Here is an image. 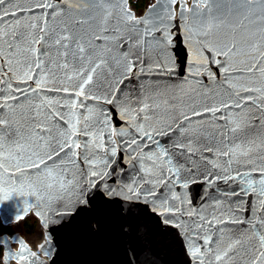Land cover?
Instances as JSON below:
<instances>
[{
  "label": "snow or ice",
  "instance_id": "obj_1",
  "mask_svg": "<svg viewBox=\"0 0 264 264\" xmlns=\"http://www.w3.org/2000/svg\"><path fill=\"white\" fill-rule=\"evenodd\" d=\"M175 3L158 0L137 19L122 0H39L28 9L0 0V18L12 8L42 13L0 30V185H15L0 200L27 192L70 208L52 211L59 229L113 231L131 253L126 264H159L161 251L175 253L172 264H264V222L242 231L235 218L256 183L238 169L264 163V0H181L187 79L179 84L167 82ZM211 65L225 74L219 94L198 79L216 80ZM133 77L148 82L125 94ZM194 175L225 189L198 210L182 191ZM259 185L264 192V178ZM3 259L38 260L22 240Z\"/></svg>",
  "mask_w": 264,
  "mask_h": 264
},
{
  "label": "water",
  "instance_id": "obj_2",
  "mask_svg": "<svg viewBox=\"0 0 264 264\" xmlns=\"http://www.w3.org/2000/svg\"><path fill=\"white\" fill-rule=\"evenodd\" d=\"M178 1L179 0H176V3ZM11 2L18 4L21 8L28 9L32 8L34 2H39V0H11ZM49 2L55 3V0H49ZM157 2L155 4H157ZM122 3L127 11H129L128 5L130 4V0H122ZM176 3L172 6L173 13ZM148 9L149 8L145 10L144 16L142 18L148 15ZM9 11L16 14L9 15L6 19L0 18V30L7 31L8 29L4 27L5 25H8L10 28H16L17 22H20V26H23L29 22L30 18L37 16L42 17V13L39 9H36L31 13L25 11L23 15L18 13L15 8L9 9ZM130 13L133 15L132 12ZM190 19L191 18L189 17V20ZM179 23L180 21L177 24ZM173 27L174 18L173 23L169 25L171 32ZM177 32H179L180 35H177V41H172V46L168 50L172 63H169L167 66L174 69L173 79H170L167 82H175L179 84L187 79V64L185 62V52L187 46L185 44L182 24L179 28H177ZM153 59H155L154 54ZM210 70L211 73L216 77L215 81H209L206 76H200L198 79L200 84L204 86L205 92H208L209 88H212L216 90L217 94H219L223 91L221 82L223 81L225 74L220 72L215 65H211ZM138 82L147 83L148 80L147 78H144L141 81H137L136 77L131 78V80H125L124 93L126 94L129 91L128 86L134 85ZM193 84H195V82H193ZM255 86L258 85H245V87ZM43 95L44 93H41V96ZM210 106L219 107V104H213ZM197 110L199 111L200 109ZM234 111L235 109H229V112ZM217 115L223 116L225 113L222 110ZM204 119H208V117H204ZM125 138L127 139V137ZM160 139L163 143H167V141L163 138ZM259 155L264 156V152L259 153ZM253 159L256 160L255 157H253ZM256 164L258 166L257 171L259 168H264V163H260L258 160H256ZM119 167H126L122 160L119 164ZM238 170L240 172L250 173L249 179L256 182L254 184L255 194L244 196L238 201L241 206V211L235 215V218L245 221V223L237 225V227L243 231L249 229L250 224L255 223L257 220L264 222V192H262L259 185V181L264 177L258 175L257 171L246 167L240 168ZM228 174L233 175L234 173L230 172ZM6 178L7 177H5V179ZM124 179L125 181L127 180V174L125 175ZM5 187H12L14 189L15 185H0V197L5 194L3 191ZM216 187H219L221 190H225L222 182L217 181L215 182L214 187L210 188L205 180V177L194 175L191 177L189 186L186 189H182V191L185 193L188 201H190L191 207L198 210L202 204L208 203V201L205 199L206 196L215 195ZM8 195V201L0 200V216L5 223L15 220L17 214H19L21 217H24L29 211L32 210L39 218L41 224L46 228L48 239L49 237L51 238V243L48 244V249L50 248V251L47 250L46 252L50 258V261L44 264H126V261L131 258L130 252L127 256L125 255V245L121 242L119 236L113 231H107L98 235H89L75 229H59L56 222L58 218L52 215V211H71L70 208H65L63 206L57 207L54 201L51 203L47 200L37 201L35 197L31 196L27 192L21 194L18 191H12L9 192ZM253 208L261 209V211L256 216H253ZM176 259L177 257L175 253H166L164 251H161L160 256L158 257L159 264H172V261ZM133 264H136V262L133 261Z\"/></svg>",
  "mask_w": 264,
  "mask_h": 264
},
{
  "label": "rangeland",
  "instance_id": "obj_3",
  "mask_svg": "<svg viewBox=\"0 0 264 264\" xmlns=\"http://www.w3.org/2000/svg\"><path fill=\"white\" fill-rule=\"evenodd\" d=\"M158 0H149L145 8L139 10L134 8L131 4L128 5V10L133 13V16L137 19H141L144 16L145 10L149 6L154 5ZM187 6H191L193 0H183ZM179 0L174 8V27L172 28V33L174 34L173 41H177V23L179 22V12H180ZM189 19V18H188ZM114 139H116L114 135ZM0 264H25V262L17 260H8L7 262L3 259V254L6 249H11L13 252L19 251L20 241L22 240L27 246L28 252L36 253L38 258L37 263L48 261V254L46 253L48 249L47 230L41 224L37 215L31 210L20 220H13L9 222H4L0 216ZM45 245L46 250L41 251L40 246Z\"/></svg>",
  "mask_w": 264,
  "mask_h": 264
},
{
  "label": "trees",
  "instance_id": "obj_4",
  "mask_svg": "<svg viewBox=\"0 0 264 264\" xmlns=\"http://www.w3.org/2000/svg\"><path fill=\"white\" fill-rule=\"evenodd\" d=\"M149 0H130V4L136 9H143L147 6ZM1 227V225H0Z\"/></svg>",
  "mask_w": 264,
  "mask_h": 264
},
{
  "label": "bare ground",
  "instance_id": "obj_5",
  "mask_svg": "<svg viewBox=\"0 0 264 264\" xmlns=\"http://www.w3.org/2000/svg\"><path fill=\"white\" fill-rule=\"evenodd\" d=\"M47 251V250H46ZM50 261V258H48V261L46 263H48Z\"/></svg>",
  "mask_w": 264,
  "mask_h": 264
}]
</instances>
